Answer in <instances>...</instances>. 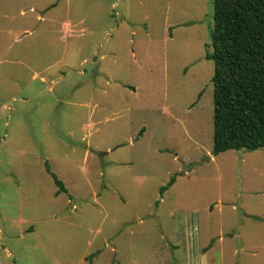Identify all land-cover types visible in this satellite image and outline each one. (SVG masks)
Listing matches in <instances>:
<instances>
[{"label":"rangeland","instance_id":"rangeland-1","mask_svg":"<svg viewBox=\"0 0 264 264\" xmlns=\"http://www.w3.org/2000/svg\"><path fill=\"white\" fill-rule=\"evenodd\" d=\"M212 27V0H0V264H264V147L211 152Z\"/></svg>","mask_w":264,"mask_h":264},{"label":"trees","instance_id":"trees-1","mask_svg":"<svg viewBox=\"0 0 264 264\" xmlns=\"http://www.w3.org/2000/svg\"><path fill=\"white\" fill-rule=\"evenodd\" d=\"M212 7V50L205 54L214 64L211 152L264 147V0H212ZM45 166L57 193L67 192Z\"/></svg>","mask_w":264,"mask_h":264},{"label":"crops","instance_id":"crops-1","mask_svg":"<svg viewBox=\"0 0 264 264\" xmlns=\"http://www.w3.org/2000/svg\"><path fill=\"white\" fill-rule=\"evenodd\" d=\"M63 26H68V25L63 24ZM33 76H36V73H34ZM40 81H41V82H45L46 80L44 79V77H40ZM47 89L50 91V90H51V87H48ZM12 98L14 99V97H12ZM62 142H63V141H62ZM86 152H87V150H86ZM46 158H47V157H46ZM47 161H48V160H47ZM47 161L44 162V170H43V172H42L40 175H43L44 172L48 173L49 176L51 177L53 183H54V180H53L52 176L50 175V173H49V172L47 171V169H46L45 163H47L48 166H49L50 172L54 173V174L57 176V178H58L59 180H61V179L59 178L58 173H57L54 169H52V167L49 165V162H47ZM62 164H64L63 161H62ZM12 174H13V173H9V176H11ZM61 181H62V180H61ZM62 183H63V181H62ZM54 184H55V183H54ZM55 185H56V184H55ZM63 185H64V184H63ZM64 186H65V185H64ZM65 188L67 189L66 186H65ZM60 193H68V190H67V192H59V193H57V185H56V190L54 191V195L57 196V195H59ZM34 229H35V228H34V221H31V224H30V226L28 227V230L33 231ZM84 259L87 260V259H88L87 256H85ZM0 263H1V261H0Z\"/></svg>","mask_w":264,"mask_h":264}]
</instances>
